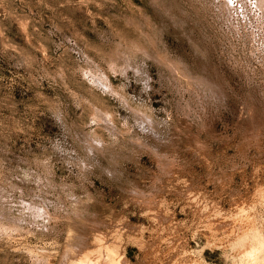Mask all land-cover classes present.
<instances>
[{
	"label": "rangeland",
	"instance_id": "obj_1",
	"mask_svg": "<svg viewBox=\"0 0 264 264\" xmlns=\"http://www.w3.org/2000/svg\"><path fill=\"white\" fill-rule=\"evenodd\" d=\"M0 264H264V0H0Z\"/></svg>",
	"mask_w": 264,
	"mask_h": 264
},
{
	"label": "bare ground",
	"instance_id": "obj_2",
	"mask_svg": "<svg viewBox=\"0 0 264 264\" xmlns=\"http://www.w3.org/2000/svg\"><path fill=\"white\" fill-rule=\"evenodd\" d=\"M129 70V69H128ZM112 92V91H111ZM151 128V127H150ZM46 213V212H45ZM258 241V240H257ZM260 244V243H259ZM86 246V245H85ZM88 251V250H87ZM95 253V252H94ZM249 254V253H248ZM115 255V254H114ZM122 262V261H121ZM105 263V262H104ZM113 263V262H112Z\"/></svg>",
	"mask_w": 264,
	"mask_h": 264
}]
</instances>
